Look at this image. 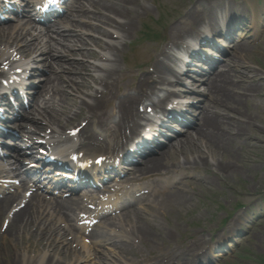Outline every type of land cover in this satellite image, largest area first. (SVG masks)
Segmentation results:
<instances>
[{
  "label": "bare ground",
  "instance_id": "obj_1",
  "mask_svg": "<svg viewBox=\"0 0 264 264\" xmlns=\"http://www.w3.org/2000/svg\"><path fill=\"white\" fill-rule=\"evenodd\" d=\"M35 1L39 4L37 8L42 6L45 10L46 7L41 5L42 0H29L30 8L32 5L35 6ZM69 4L68 13L62 14L66 15L63 19L56 20L53 24H42L43 29L35 27L38 18L30 10L24 12L21 18L14 17L11 20L12 23L0 26V77L6 75L2 67L12 65L15 53L16 56L31 57L33 62L52 61L48 76L36 87L38 93L34 95L28 106L34 107L33 112H28L24 118H16L19 122L17 124L25 135L16 139L15 147H7L17 155L15 162H12L9 157L0 158L3 164L0 166V174L12 175L0 177L1 179L13 180L17 178L15 174L18 171L24 175L18 186L9 183L5 188L0 189V220L6 218L4 223H0V235L8 240L15 257V262H13L12 255V262L8 261V264H66L68 261H71L70 264H82L93 261L94 255L92 257L89 254V247L85 242L80 241L78 234L86 235V239L95 246L113 248L110 252L114 260L131 255L137 250L136 246L141 243L153 247L158 244V241L162 244L171 243L174 228L163 231V228L160 229L154 224L151 215L159 211L158 196L168 194L165 191L168 184L166 180L177 172L181 163L176 156L181 155L185 160L186 153L196 149L201 152L202 162L200 163L206 164L209 161L204 157L203 149L200 148L201 144L206 145V148L213 143L218 147H224L228 142L238 141L242 137L241 134L224 131L222 134L214 135L217 121H213L211 114L208 113L209 104L214 96L219 97V95H222L220 96L222 101L225 99V102L230 104H240L242 100L239 97H245V95L231 88L235 87L233 84L235 82L247 85L252 95L258 93L253 86L259 82L264 83V79L246 63L247 48L243 41L240 44H234L231 52L234 58L228 59L226 65L221 64L219 69L212 71L214 73L207 74L209 77L200 80L206 85L208 94L205 99L206 104L203 102L196 105L203 106V111L196 124L183 131V138H181L182 135H177L168 146L159 147L157 153L144 156V160L134 165L130 172L124 175L125 177L122 176L116 180L118 186L103 189L102 192H105L107 197L90 198L84 195L79 199L77 197L62 199L55 196L47 198L39 192H32L29 197L26 194L23 195L30 183H33L36 189L39 188L34 177L28 180L27 169L20 161L23 157L20 144L30 141L33 149L38 148L41 143L40 141L35 142L36 138L43 136L46 137V142L49 141L52 146H58L67 140L76 141L74 139L76 135L72 132L77 131L81 139L80 146L86 150V157L99 160L102 154L122 148L121 143L130 140L132 131L139 129L144 122L150 121L146 114L138 112V103H150L164 114L166 111L162 108L164 99L170 94L176 96L175 98H182V95L186 94L184 92L180 94V91L177 93L164 91L159 86L181 85L186 89L189 88L187 84L185 86L181 78L189 75L182 74L181 71L175 69L178 63L177 58L171 55L166 47L160 51L159 56L153 62L154 73L138 74L137 83L131 82L133 73L122 70L119 57L134 32L135 21L139 18V13L143 11L140 3L135 0H70ZM97 7L101 10L94 11L93 9ZM201 7L206 9V15L210 14L212 19L218 17L219 13L214 9L215 5ZM53 8L51 5L48 9ZM75 12L92 15L102 26L78 22L74 15ZM203 14V11L195 9L189 14L188 19L201 23ZM78 26L88 27L103 39L98 40L97 37L93 40L90 35L84 38L80 32L76 31ZM171 34L174 39L182 40L191 36L183 23L173 25ZM114 35L118 40H113ZM74 39L83 44L92 42L95 43V47H100L105 54L102 60L104 64L102 66L85 64L69 59L68 56L55 55L56 46L72 52L87 51L85 47L74 48L69 45ZM97 59H99L98 54ZM55 66L62 70V73L75 72L77 76L71 78L69 75V80H64V77L59 75L61 71L59 72ZM127 79L130 81L126 84L119 82ZM190 79L191 82L199 81L198 78L190 77ZM97 87L103 90L100 91ZM84 90L91 91L85 93ZM73 92L76 96H73ZM227 94L233 95L229 97L226 96ZM74 108L78 111L73 112ZM82 114L83 121L86 123L82 128L76 127L73 122ZM109 122H114L115 125L108 133L105 130ZM168 122L171 123L170 120ZM98 135L104 139L110 137L112 142L108 140L100 142L97 139ZM187 163H190V160ZM217 168L218 171L226 172L230 166L218 164ZM10 169L12 170L9 172ZM145 180L154 183L148 194L137 197L136 194L144 190L140 189L139 192L132 189L125 190L126 186H129L126 184ZM180 184L179 181L176 185H172L169 189L175 191L166 197L184 206L189 203V199L184 188H179ZM120 195L126 196L127 201L123 203L114 201ZM84 199L89 200L88 203H84ZM91 201L99 202L94 205L97 214L93 218H82L81 214H78L75 219L77 211L88 214L85 207L86 204L92 205ZM140 204L144 205L140 207ZM98 219H101V224L97 225L96 229L92 228ZM73 237L76 243L80 242L81 248L71 243L70 239ZM198 243L201 242H194L189 247L179 245L178 248L163 255L148 259L142 258L138 264H202L203 255L196 256L193 253ZM39 255L42 256L38 257ZM106 260L109 264H114L110 258L106 257ZM0 264H2L1 261ZM207 264H211V261Z\"/></svg>",
  "mask_w": 264,
  "mask_h": 264
},
{
  "label": "rangeland",
  "instance_id": "obj_2",
  "mask_svg": "<svg viewBox=\"0 0 264 264\" xmlns=\"http://www.w3.org/2000/svg\"><path fill=\"white\" fill-rule=\"evenodd\" d=\"M135 1L140 3L143 11L139 13V18L135 21L134 32L130 40L123 47V53L120 58L122 69L133 73L131 82L137 83L139 80L137 76L140 73H154V57L157 58L160 51L165 47L171 48V45L178 43L179 39H174L171 34L173 25L183 23L187 30H196L197 23L188 19L189 14L194 9L206 11L201 6L212 5L220 8L236 5L240 9L238 11L245 13L248 18H251V14H253V16H257L261 20L262 23L259 25L258 31L252 29L250 31L251 34L248 33L247 35L246 32H241L235 39L241 40L242 37H246L243 40V44L247 48L246 63L257 75L264 79V0ZM93 10L100 11V7ZM161 13L165 14V19L162 18L164 20L159 21ZM74 15L77 17L78 22L101 26L99 25V21H96L88 13L75 12ZM203 19L209 20L208 16L204 14ZM5 24L9 23L4 22L3 25ZM77 30L81 33L90 34L93 40L94 37H99L97 33L92 32V30L84 26L77 28ZM111 31L116 33L112 29ZM145 33H156L157 38L148 39V37H145ZM82 36L88 38L84 34ZM113 40L118 39L114 37ZM71 44L74 47L83 45L77 39L72 40ZM89 44L88 49L93 48L92 43ZM221 44L225 46V50L230 55L232 47H228L229 43L227 41L225 43L222 40ZM95 51L98 50L95 49ZM55 55L59 57L68 56L75 60L96 63L88 51L82 53L70 52V50L64 49L61 46H56ZM131 58L133 60L129 61ZM233 58L234 54L231 55L230 59ZM39 66L49 74L50 61H47L45 64H39ZM55 67L59 72L61 71L59 75L63 76L64 80L68 81V77L77 76L75 72L71 74L62 73V70L57 66ZM37 78L38 80L41 79V77L34 75L29 81H38L36 80ZM128 81L130 79L119 82L126 84ZM233 84L235 87L231 88L234 91L245 95V97H239L242 100L241 103L230 104L229 102H225V99L224 101L220 99L222 95H219V97L214 96V99L209 104L210 110L208 113L209 115L211 114L213 121H217L215 122V129L213 128L214 135L229 131L233 134H241L242 137L238 141L228 142L224 147H218L213 143L206 148V145L201 144L200 148L203 149L204 157L209 161L206 164L200 163L202 162L201 152L196 149L186 153L185 157L187 161L190 160V163H187L186 158L184 160L183 156H176L177 160L181 163L176 170L177 172L166 180L168 186L165 188V191L168 194L158 196V201L160 202L159 211L153 213L151 218L157 227L163 228V231L174 228L172 229L173 241L166 244L158 241L155 247L141 243L136 246L137 250L134 253L123 256L119 261H115L109 255V250H112L111 248L98 249L94 245H89L85 239V242L92 247L89 248L91 250L89 251L90 254H95L96 250L100 251L99 253L96 252L100 264L106 263L105 255L109 256L114 264H138L139 258L148 259L157 257L176 249V247L178 248L179 245L189 247L194 242H201L198 243V247L193 253L196 256H199L202 252L203 254L205 253L201 258L204 260L202 264H207L210 261L211 264H264L262 262L264 260V83L259 82L253 86L258 91L254 95L249 93L247 85L236 82ZM167 89L170 88L168 87ZM177 89L185 91L184 88L180 87H175L173 90ZM191 90H193V93L186 94L188 96L187 101L194 103L204 102L206 104L205 97L208 92L206 86L199 83L198 85H193ZM90 91L84 90L85 93ZM233 94H227L226 96L232 97ZM28 110L33 111L34 107ZM186 110H188L186 119L193 120L198 117L200 118L203 106L198 108L191 107ZM25 111H23L24 114ZM74 111L77 112L78 110L74 108ZM82 119L83 114L73 124H79ZM183 137L184 133L181 138ZM1 151L9 153L4 149ZM218 164L230 166V168L226 172H221L218 171ZM179 181L181 182L179 188H184L189 199V203L184 206L176 204L170 197H166L175 191L170 190L169 186L176 185ZM153 184L149 181L135 188L149 187ZM78 235L81 241L82 235ZM72 240L74 241L72 242ZM70 241L74 246L79 247L80 242L76 243L74 237ZM82 242L84 243L83 240ZM216 249H221L222 252L216 251ZM13 252L8 240L0 236V261L2 264H8V261L12 262V255L13 262H15ZM40 256L42 255L38 257ZM95 261L82 264H95ZM70 263L71 261L66 262V264Z\"/></svg>",
  "mask_w": 264,
  "mask_h": 264
},
{
  "label": "trees",
  "instance_id": "obj_3",
  "mask_svg": "<svg viewBox=\"0 0 264 264\" xmlns=\"http://www.w3.org/2000/svg\"><path fill=\"white\" fill-rule=\"evenodd\" d=\"M262 262H264V260H262Z\"/></svg>",
  "mask_w": 264,
  "mask_h": 264
}]
</instances>
